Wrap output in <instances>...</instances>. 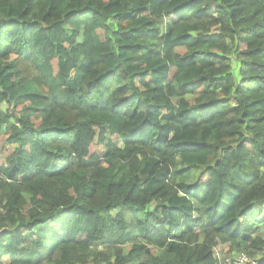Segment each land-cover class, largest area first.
<instances>
[{"label": "trees", "instance_id": "16d2710c", "mask_svg": "<svg viewBox=\"0 0 264 264\" xmlns=\"http://www.w3.org/2000/svg\"><path fill=\"white\" fill-rule=\"evenodd\" d=\"M221 246L264 264V0H0V264Z\"/></svg>", "mask_w": 264, "mask_h": 264}, {"label": "built area", "instance_id": "2783aa9c", "mask_svg": "<svg viewBox=\"0 0 264 264\" xmlns=\"http://www.w3.org/2000/svg\"><path fill=\"white\" fill-rule=\"evenodd\" d=\"M224 264H259V262L250 258L246 254L241 253L236 256L226 258Z\"/></svg>", "mask_w": 264, "mask_h": 264}, {"label": "rangeland", "instance_id": "374dc122", "mask_svg": "<svg viewBox=\"0 0 264 264\" xmlns=\"http://www.w3.org/2000/svg\"><path fill=\"white\" fill-rule=\"evenodd\" d=\"M234 66L236 67V64H234ZM140 217L143 216L142 213H139L138 214ZM229 249H228V246H221L217 249V254H219V257H220V260H221V263L224 264V261L226 258H230V257H233V256H230L229 253H228ZM236 256V255H234Z\"/></svg>", "mask_w": 264, "mask_h": 264}]
</instances>
